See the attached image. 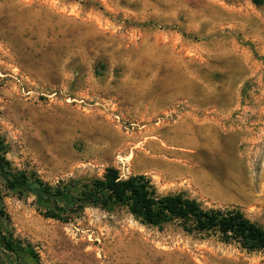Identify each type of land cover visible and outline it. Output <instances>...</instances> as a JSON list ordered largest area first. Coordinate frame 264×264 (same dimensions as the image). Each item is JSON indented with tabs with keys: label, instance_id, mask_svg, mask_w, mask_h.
Masks as SVG:
<instances>
[{
	"label": "rangeland",
	"instance_id": "1",
	"mask_svg": "<svg viewBox=\"0 0 264 264\" xmlns=\"http://www.w3.org/2000/svg\"><path fill=\"white\" fill-rule=\"evenodd\" d=\"M0 0V142L43 182L143 175L264 228V0ZM40 264H264L124 207L59 222L6 191ZM189 226V225H187ZM20 264H32L22 259Z\"/></svg>",
	"mask_w": 264,
	"mask_h": 264
},
{
	"label": "trees",
	"instance_id": "2",
	"mask_svg": "<svg viewBox=\"0 0 264 264\" xmlns=\"http://www.w3.org/2000/svg\"><path fill=\"white\" fill-rule=\"evenodd\" d=\"M254 3L260 2L254 0ZM4 153L0 142L3 189L19 196L32 195L45 218L68 222L70 217L81 214L87 207H124L146 225L161 226L179 221L188 233L213 232L224 243H236L247 252H264V228L247 219L239 210H206L196 200L182 194L160 196L145 176L122 179L112 168L107 169L100 179L59 181L52 186L33 173L14 172L4 160ZM22 259L40 264L33 246L13 237L0 195V264H20Z\"/></svg>",
	"mask_w": 264,
	"mask_h": 264
}]
</instances>
